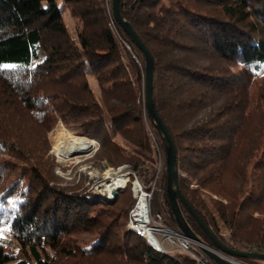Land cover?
Returning <instances> with one entry per match:
<instances>
[{
  "label": "trees",
  "instance_id": "trees-1",
  "mask_svg": "<svg viewBox=\"0 0 264 264\" xmlns=\"http://www.w3.org/2000/svg\"><path fill=\"white\" fill-rule=\"evenodd\" d=\"M120 9L154 58V102L176 146L181 193L221 243L264 253V0H120ZM131 46L142 68L131 56L123 62L104 0H0V264H197L127 230L130 186L127 202L122 193L109 202L78 192L86 177L60 186L47 156L46 136L61 121L100 143L96 162L154 178L145 61ZM167 176L159 201L176 225ZM179 204L193 232L218 250ZM81 232L95 242L78 245L71 236Z\"/></svg>",
  "mask_w": 264,
  "mask_h": 264
},
{
  "label": "built area",
  "instance_id": "built-area-1",
  "mask_svg": "<svg viewBox=\"0 0 264 264\" xmlns=\"http://www.w3.org/2000/svg\"><path fill=\"white\" fill-rule=\"evenodd\" d=\"M108 16L110 18V26L120 46L129 50L136 58L127 37L117 28V22L114 19L113 12L111 14L109 13ZM148 133L157 150L155 177L145 182L139 179L138 176L130 170L129 164H125L98 178L93 186L94 195L103 200L113 202L130 186L134 202L128 213L126 224L128 231L143 238L148 246L156 252L164 254L184 253L195 260L197 264H215L203 253L200 248L201 245H198L193 240L183 235L180 229L167 218L165 212L153 210L154 198L155 195L160 192V183L163 178L166 164L165 157L163 153H161V150H159L160 146L156 140L155 134L150 128ZM94 145L96 146H94V148L92 147V150L97 149L99 146L97 143Z\"/></svg>",
  "mask_w": 264,
  "mask_h": 264
},
{
  "label": "rangeland",
  "instance_id": "rangeland-1",
  "mask_svg": "<svg viewBox=\"0 0 264 264\" xmlns=\"http://www.w3.org/2000/svg\"><path fill=\"white\" fill-rule=\"evenodd\" d=\"M104 2H105V8H106L107 14H109V13L111 14L113 12V0H104ZM57 3L59 4L60 7H63V0H57ZM65 19L67 21V28L69 30V33L72 35L73 39L76 40V34H77L76 21L74 19H72V17L69 15V13L67 11H65ZM124 35H125V37H127V35L125 33H124ZM127 39L129 41V43L131 44L128 37H127ZM132 51H133V47H132ZM121 52H122V56H123V62L126 65H129L128 57L131 56L135 59V61L142 68V63L137 56L135 58V56L129 50H127L125 48H122ZM231 69L233 72L237 71V67H232ZM90 84H91L93 93L96 96L97 101L100 103V105L103 108L104 104H103V97H102V88L100 87L98 81L93 77H91V79H90ZM144 97H145V78H143L142 89H141V98H142L143 107H144V110H143V112H144V124H145L147 130H149V128H150L153 131V133L155 134L156 140L160 146L159 150H161V153H163V156L165 157V164H166V150H165L164 142L162 140V137L160 136V134L156 130L154 124L151 122V120L147 114V111L145 108ZM60 125H63L66 129H68L71 133H73L76 136L87 138L88 140H92L94 143L99 144L98 148L95 150L91 149L87 153L81 152V154L78 153L79 155H72L66 159H60L56 150H55L56 146L59 145V141L57 139L56 131ZM94 146H96V145H93V148H94ZM152 146H153L154 151L156 153L157 150H156V147L154 146L153 142H152ZM100 148H101V146H100V143L98 141L93 140V139L88 138V137H85V136L78 135L76 132H74L70 128L66 127L61 121H59L56 124V126L53 128V130L47 134L46 141H45V149H47V156L51 157V159L54 160V163L56 165L55 175L59 178V185L60 186H66L67 184H69L68 182L76 184L80 181V179H82V177H86L87 180L85 181L84 187L82 189H80L78 192L92 193L93 195H94L93 186L96 183L95 181H97L98 178L102 177L107 172H110L111 170H116L119 168V167L117 168V167H114V166L108 164L106 161L96 162V157L100 151ZM40 150H41V152H43L42 149H40ZM156 156H157V154H156ZM5 158H7L6 155H2V154L0 155V160L5 159ZM156 159H157V157H156ZM130 170L133 171L138 176L139 179H141V180L143 179V176H139L137 174V172L132 169L131 165H130ZM165 171H164V173H165ZM164 173H163V176H164ZM145 175L149 179H151L153 177V176L150 177L149 171H147V173ZM155 175H154V177H155ZM183 176L186 178V175H183ZM188 179L193 183L192 188H195L196 182L192 178H188ZM162 181H163V178H162L161 183H160V192L157 195H155V198L158 200L157 201L158 202V204H157L158 208L157 209L165 212L164 207L161 204V201H159V198H161L160 195H162ZM94 196H96V195H94ZM129 196H130V193L128 190L127 191L125 190V192H123L121 194L122 199L125 200L124 202H127L126 200L129 199ZM205 198L207 199V197H205ZM133 202H134V198L132 195L130 204L128 206L129 209H130L131 205L133 204ZM155 208H156V206L154 204V209ZM166 216H167V214H166ZM175 226H177V225H175ZM6 231H7L6 228H0V235L6 236V234H5ZM222 235L224 236V238L227 241L230 239V234L228 231L223 230ZM71 238L73 240H76L78 245H81V246H89V245L93 244L96 240L94 234L88 233V232H81L79 234H74L71 236ZM255 264H264V260H258V262Z\"/></svg>",
  "mask_w": 264,
  "mask_h": 264
},
{
  "label": "water",
  "instance_id": "water-1",
  "mask_svg": "<svg viewBox=\"0 0 264 264\" xmlns=\"http://www.w3.org/2000/svg\"><path fill=\"white\" fill-rule=\"evenodd\" d=\"M113 15L114 19L122 29V31L127 35L130 42L136 47L140 52L145 61V108L147 114L154 124L156 130L162 137L166 150V167L167 172V190H168V202L171 211L174 215L175 222L180 231L193 240L198 245L206 256H208L215 264H245L238 259H256L264 260V253H254V252H243L233 248H230L223 243H221L215 234L206 226L198 214L193 210L190 204L187 202L185 197L180 191L178 184V167H177V151L176 146L173 141L171 134L169 133L165 123L160 117L154 102V76H155V62L154 58L139 38L138 34L133 29L132 25L127 22L120 9V0H113ZM179 201L187 208L190 214L197 220L200 226L205 230L217 249L211 248L205 245L201 239L193 232L191 227L185 220L183 212L181 210Z\"/></svg>",
  "mask_w": 264,
  "mask_h": 264
},
{
  "label": "bare ground",
  "instance_id": "bare-ground-1",
  "mask_svg": "<svg viewBox=\"0 0 264 264\" xmlns=\"http://www.w3.org/2000/svg\"><path fill=\"white\" fill-rule=\"evenodd\" d=\"M56 134L59 145L56 146L55 150L60 159H66L72 155H79L81 152L87 153L95 144L92 140L74 135L63 125L59 126Z\"/></svg>",
  "mask_w": 264,
  "mask_h": 264
},
{
  "label": "snow or ice",
  "instance_id": "snow-or-ice-1",
  "mask_svg": "<svg viewBox=\"0 0 264 264\" xmlns=\"http://www.w3.org/2000/svg\"><path fill=\"white\" fill-rule=\"evenodd\" d=\"M3 67H4V68H14V67H16V65H12V64H4Z\"/></svg>",
  "mask_w": 264,
  "mask_h": 264
}]
</instances>
